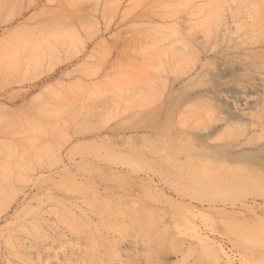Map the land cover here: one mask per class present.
<instances>
[{
    "label": "rangeland",
    "instance_id": "obj_1",
    "mask_svg": "<svg viewBox=\"0 0 264 264\" xmlns=\"http://www.w3.org/2000/svg\"><path fill=\"white\" fill-rule=\"evenodd\" d=\"M0 264H264V0H0Z\"/></svg>",
    "mask_w": 264,
    "mask_h": 264
},
{
    "label": "bare ground",
    "instance_id": "obj_2",
    "mask_svg": "<svg viewBox=\"0 0 264 264\" xmlns=\"http://www.w3.org/2000/svg\"><path fill=\"white\" fill-rule=\"evenodd\" d=\"M49 46H50V43H49ZM35 48H40V50H41V47L40 46H35ZM39 51V50H38Z\"/></svg>",
    "mask_w": 264,
    "mask_h": 264
}]
</instances>
